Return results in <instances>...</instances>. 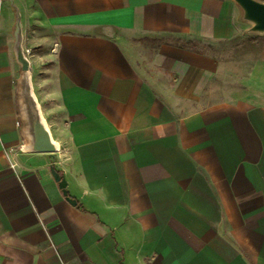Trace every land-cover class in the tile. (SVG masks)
I'll return each instance as SVG.
<instances>
[{
	"label": "crops",
	"instance_id": "0c3cea01",
	"mask_svg": "<svg viewBox=\"0 0 264 264\" xmlns=\"http://www.w3.org/2000/svg\"><path fill=\"white\" fill-rule=\"evenodd\" d=\"M12 2L53 153L20 150ZM241 25L234 0H0V264H264V40L249 72L215 51Z\"/></svg>",
	"mask_w": 264,
	"mask_h": 264
},
{
	"label": "water",
	"instance_id": "95a60500",
	"mask_svg": "<svg viewBox=\"0 0 264 264\" xmlns=\"http://www.w3.org/2000/svg\"><path fill=\"white\" fill-rule=\"evenodd\" d=\"M234 2L242 9L244 18L253 23L251 29L264 32V2L259 0H234ZM12 6L15 12L12 50L18 64L15 94L17 115L21 123L19 129L22 139L20 150L28 153H53L60 149V144L53 137L34 92L30 59L23 47L20 12L13 2ZM51 172L66 200L74 204L75 200L68 195L66 190L64 177L54 167Z\"/></svg>",
	"mask_w": 264,
	"mask_h": 264
},
{
	"label": "rangeland",
	"instance_id": "374dc122",
	"mask_svg": "<svg viewBox=\"0 0 264 264\" xmlns=\"http://www.w3.org/2000/svg\"><path fill=\"white\" fill-rule=\"evenodd\" d=\"M259 1L264 2V0H259ZM239 12H240L241 24H243L245 29H244V27L242 28V25H241V29H240L239 33H236L232 37L229 44L227 43L228 44V45H226L227 48L224 47L223 49H218L215 51H217L218 53H221L223 58L230 59V61L234 62V64H236V68H238L239 63H240L239 57L241 58V63H243V61H244L243 58L247 57L246 63H247V69L249 72V67H250V64L252 61L249 59L254 57L255 52H256V49H255L256 47H255L254 42L256 40L257 41L264 40V32L253 31L251 29L253 26V23L244 18L243 11L240 7H239ZM244 31H245V33H244ZM158 40H160V39H158ZM184 42H185V40H184ZM194 43H196L199 48H205V47L207 48L208 46L212 47L213 46L212 44H215V43H210L208 41H203V40L196 41ZM231 80L232 81L229 82L230 85L238 84V81H237V80H239L238 72L231 75Z\"/></svg>",
	"mask_w": 264,
	"mask_h": 264
},
{
	"label": "trees",
	"instance_id": "16d2710c",
	"mask_svg": "<svg viewBox=\"0 0 264 264\" xmlns=\"http://www.w3.org/2000/svg\"><path fill=\"white\" fill-rule=\"evenodd\" d=\"M59 172V170H57Z\"/></svg>",
	"mask_w": 264,
	"mask_h": 264
}]
</instances>
